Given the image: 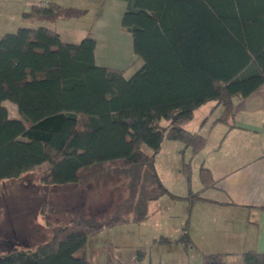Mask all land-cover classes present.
Masks as SVG:
<instances>
[{
	"label": "trees",
	"instance_id": "obj_1",
	"mask_svg": "<svg viewBox=\"0 0 264 264\" xmlns=\"http://www.w3.org/2000/svg\"><path fill=\"white\" fill-rule=\"evenodd\" d=\"M123 2L121 29L131 34L133 54L143 62L129 78L96 65L89 36L66 43L50 28L19 27L0 38V183L38 173L42 187L80 186L86 177L116 172L126 192L105 218L72 213L62 225L47 224L46 240L14 248L11 243L0 250V264H92L89 238L117 224L141 222L148 204L168 193L154 165L162 140L181 142L195 155L207 142L184 127L195 110L214 101L222 109L214 123L227 125L233 99L264 84V0ZM84 13L35 4L21 19L32 24ZM6 103L15 106L17 117L9 116ZM182 169L188 175L189 163ZM198 176L202 190L215 186L208 168L201 166ZM184 198L217 203L200 193ZM39 212L47 215L55 207L44 203ZM164 241L185 251L193 247L186 228L174 242ZM135 257V264H145L144 251ZM200 258L201 264H264V254L254 250L231 263L220 253ZM114 263L128 264L109 246L104 264Z\"/></svg>",
	"mask_w": 264,
	"mask_h": 264
},
{
	"label": "rangeland",
	"instance_id": "obj_2",
	"mask_svg": "<svg viewBox=\"0 0 264 264\" xmlns=\"http://www.w3.org/2000/svg\"><path fill=\"white\" fill-rule=\"evenodd\" d=\"M11 18L10 24L0 26L1 32H14L19 27L37 28L35 24L28 23L13 25V15ZM40 24L49 26L51 22L43 21ZM109 27L111 30L104 40L98 41L100 44L103 41L108 51L102 53L97 63L100 66L119 69L123 67V63L114 56L115 51H110L114 48L132 55V37L131 34L125 33V37L120 38L119 34L113 30L114 25L111 24ZM82 38L75 39V42L78 43ZM6 105L9 116L17 117L14 106L9 103ZM220 112L221 106L211 101L197 108L193 118L184 127L189 131L205 135L206 127L203 121H206L208 125L220 115ZM161 125L168 128L169 121L162 120ZM213 143L210 141L207 147H212ZM142 148L146 153H152L148 147ZM189 155L190 149L183 143L165 138L162 140L161 149L155 155L154 165L159 180L168 193L149 203L148 216L141 222L117 224L89 238L87 257L92 264H104L103 257L108 244L111 245L115 257L122 259L128 258L130 251H133L134 255L138 250L144 251L145 264H201L200 249L197 247L193 246L186 252L181 251L177 246H171L176 248L169 250L162 248L171 244L164 239H171L174 242V239L182 232V227L188 232L189 223L192 225L193 222L195 224L199 222L192 214L190 219V203L184 198L188 193H200V188L202 189L198 176L200 154L192 157ZM184 163L190 165L188 175L182 169ZM38 178V173H29L20 180L0 183L1 251L10 249L11 243L14 248L32 246L37 241L46 240L50 235L47 224L62 225L67 222L72 213L93 217L96 218L95 220L105 218L126 195L125 179L116 172L103 177H86L80 186L42 187ZM169 194L181 196V198L172 200ZM44 203L55 207V212L42 215L39 210ZM193 231L194 227L191 232ZM199 233L200 231L193 235L199 236ZM225 259L228 261L231 258Z\"/></svg>",
	"mask_w": 264,
	"mask_h": 264
},
{
	"label": "crops",
	"instance_id": "obj_3",
	"mask_svg": "<svg viewBox=\"0 0 264 264\" xmlns=\"http://www.w3.org/2000/svg\"><path fill=\"white\" fill-rule=\"evenodd\" d=\"M48 3L84 9L85 13L76 18L48 21L51 22L49 26L41 22L32 25L56 31L66 43H76L75 39L90 36L95 41L94 60L98 66L100 64L97 59L108 51L103 41L101 44L98 41L104 40L111 30L109 26L114 25L113 30L120 38H124L127 33L121 29V18L125 10L123 0H0V26L10 24L12 15L13 25L27 23L21 19L23 12L32 5ZM1 31L0 38L5 33ZM110 52H114V56L123 63V67L117 70L124 71L125 78L132 76L143 64L133 53L127 55L114 48ZM214 120L208 125L203 121L206 145L195 155L190 152L189 156L200 154L199 167L208 168L215 181L212 188H200V196L217 203L189 201L190 219L192 214L199 222H193L192 225L189 223L188 235L193 246L200 249L199 254H225V258H231L226 262L231 263L241 259V254L246 251L254 250L264 254V84L245 98L233 99V120L229 124L214 123ZM210 141L214 143L208 148ZM193 227V233L200 231L199 236L193 235ZM171 246L186 252L178 243L167 244L162 248H176ZM135 256L130 251L128 258H116L124 263L135 264L138 263ZM144 260L145 257L141 262L144 263Z\"/></svg>",
	"mask_w": 264,
	"mask_h": 264
}]
</instances>
